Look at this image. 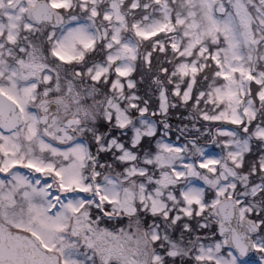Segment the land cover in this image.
<instances>
[{
	"label": "snow or ice",
	"instance_id": "snow-or-ice-1",
	"mask_svg": "<svg viewBox=\"0 0 264 264\" xmlns=\"http://www.w3.org/2000/svg\"><path fill=\"white\" fill-rule=\"evenodd\" d=\"M0 264H264V0H0Z\"/></svg>",
	"mask_w": 264,
	"mask_h": 264
}]
</instances>
